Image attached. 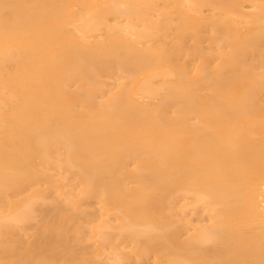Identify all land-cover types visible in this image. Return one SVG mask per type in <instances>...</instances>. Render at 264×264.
<instances>
[{
    "label": "bare ground",
    "instance_id": "bare-ground-1",
    "mask_svg": "<svg viewBox=\"0 0 264 264\" xmlns=\"http://www.w3.org/2000/svg\"><path fill=\"white\" fill-rule=\"evenodd\" d=\"M0 264H264V0H0Z\"/></svg>",
    "mask_w": 264,
    "mask_h": 264
},
{
    "label": "rangeland",
    "instance_id": "rangeland-1",
    "mask_svg": "<svg viewBox=\"0 0 264 264\" xmlns=\"http://www.w3.org/2000/svg\"><path fill=\"white\" fill-rule=\"evenodd\" d=\"M193 122H195V121H193Z\"/></svg>",
    "mask_w": 264,
    "mask_h": 264
}]
</instances>
